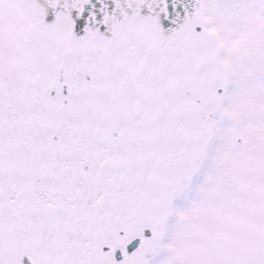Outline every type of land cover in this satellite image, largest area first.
I'll list each match as a JSON object with an SVG mask.
<instances>
[{"label": "snow or ice", "instance_id": "snow-or-ice-1", "mask_svg": "<svg viewBox=\"0 0 264 264\" xmlns=\"http://www.w3.org/2000/svg\"><path fill=\"white\" fill-rule=\"evenodd\" d=\"M0 264H264V0H0Z\"/></svg>", "mask_w": 264, "mask_h": 264}]
</instances>
